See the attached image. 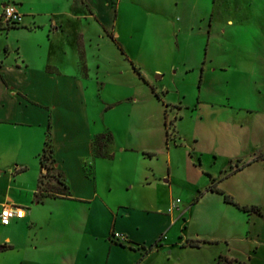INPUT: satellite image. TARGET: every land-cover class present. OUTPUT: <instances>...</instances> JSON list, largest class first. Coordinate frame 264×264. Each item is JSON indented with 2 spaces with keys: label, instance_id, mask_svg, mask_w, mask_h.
Wrapping results in <instances>:
<instances>
[{
  "label": "rangeland",
  "instance_id": "obj_1",
  "mask_svg": "<svg viewBox=\"0 0 264 264\" xmlns=\"http://www.w3.org/2000/svg\"><path fill=\"white\" fill-rule=\"evenodd\" d=\"M3 4L14 1L0 0ZM97 5L98 18L85 20L82 28L96 84L90 106L102 135L113 136L103 151L114 143L157 153L175 147V141L184 144L174 149L173 165L190 179L181 197L185 212L171 214L177 224L169 241L147 264H264V161L220 183L238 204L258 206L263 215L242 212L219 194L188 203L194 188L204 192L209 184L202 168L220 180L243 165L231 158L264 153V0H97ZM14 35H0V45H14ZM196 139L203 164L192 169L185 148ZM58 181L51 171L41 191L66 193ZM183 239L214 241L192 248L181 246Z\"/></svg>",
  "mask_w": 264,
  "mask_h": 264
},
{
  "label": "crops",
  "instance_id": "obj_2",
  "mask_svg": "<svg viewBox=\"0 0 264 264\" xmlns=\"http://www.w3.org/2000/svg\"><path fill=\"white\" fill-rule=\"evenodd\" d=\"M13 1L24 23L0 28L5 38L16 37L14 45H0V211L13 205L19 214L10 225L0 224V264H147L169 241L177 224L173 213L185 212L181 197L190 179L173 165L174 149L184 144L175 141L157 153L114 143L98 155L102 129L89 101L96 84L82 28L85 20L98 18L97 0ZM50 125L54 171L67 184L66 193H39ZM211 147L214 155V139ZM185 149L188 167H202L200 141ZM234 159L245 164L254 156ZM201 171L209 184L204 192L194 188L190 207L217 194L208 191L214 178L221 188L223 179L235 175L218 180Z\"/></svg>",
  "mask_w": 264,
  "mask_h": 264
},
{
  "label": "trees",
  "instance_id": "obj_3",
  "mask_svg": "<svg viewBox=\"0 0 264 264\" xmlns=\"http://www.w3.org/2000/svg\"><path fill=\"white\" fill-rule=\"evenodd\" d=\"M21 26L22 25H20V26L19 25H17V26H9L7 28L11 29V28H18V27H21ZM166 126H167V124H166ZM50 127H51V125L49 126V129H48V132H47L46 141H45V147H44L43 153L40 155L41 166H42V169L47 172L46 174H49L51 171L55 170L54 148H53V140H52V135H51V132H50ZM104 139H106V142H104ZM112 143H113V136L111 134L97 136L96 137V144L98 146V151H97L98 155H103V153H104L103 149L105 147H107L108 144H112ZM263 160H264V153L259 154L252 161H250L248 163H245V164H243V165H241L239 167L237 166L235 168V170L233 171V173L229 174L228 176L233 175V174L243 170L245 167H247V166H249V165H251V164H253L255 162L263 161ZM48 161H49V164H48ZM46 174L43 173L42 177L40 178L39 187H40V185L42 183V178H44V176H46ZM58 177L60 179V181H58V182L62 185V187L65 190H68V186L64 182V180L62 178V175L58 174ZM218 183L219 182L216 181V179L214 178V180H212L211 185L208 188V191H211V192H214V193H217V194L223 196L224 201L226 203L235 206L237 209H239L242 212H245V213H248V214L256 213L258 215H263V210L260 207H258V206H247V205L238 204L234 200V198L232 196H230L224 190H222L221 188L218 187ZM41 192L42 191L40 189L39 193L41 194ZM201 196H202V194H200L198 196L196 201H198ZM38 198H40L39 194H38ZM203 243H211V242H209V241H200V240H188V241H186V243L183 246H185V247L188 246V247H192V248H198V247H201ZM154 245H158V241Z\"/></svg>",
  "mask_w": 264,
  "mask_h": 264
},
{
  "label": "built area",
  "instance_id": "obj_4",
  "mask_svg": "<svg viewBox=\"0 0 264 264\" xmlns=\"http://www.w3.org/2000/svg\"><path fill=\"white\" fill-rule=\"evenodd\" d=\"M0 23L3 28L9 26L23 25L24 15L19 11L15 4H6L2 7ZM18 209L13 205H6L0 211V224L8 226L18 216Z\"/></svg>",
  "mask_w": 264,
  "mask_h": 264
}]
</instances>
